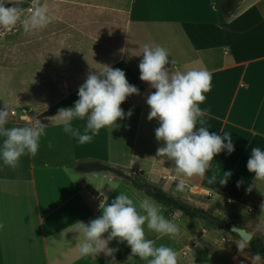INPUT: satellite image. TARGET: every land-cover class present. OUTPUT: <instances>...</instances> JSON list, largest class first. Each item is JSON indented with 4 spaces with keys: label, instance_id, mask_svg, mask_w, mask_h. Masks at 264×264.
<instances>
[{
    "label": "crops",
    "instance_id": "0c3cea01",
    "mask_svg": "<svg viewBox=\"0 0 264 264\" xmlns=\"http://www.w3.org/2000/svg\"><path fill=\"white\" fill-rule=\"evenodd\" d=\"M219 1L42 0L56 18L43 29L22 27L21 48L0 49L7 56L21 55L26 72L20 76L14 68L7 78L0 71V109L9 111L5 127L31 126L37 119L48 125L35 155L21 156L15 168L0 163V264H110L111 257L103 252L81 257L75 247L78 234L61 232L76 221L96 219L101 203H110L121 192L134 201L145 195L114 175L77 172L78 165L88 162L139 173L195 208L207 210L204 201L216 203L222 211L219 220L225 217L264 245V179H255L246 167L252 147L264 150V0H237L228 18L219 12ZM155 44L168 50L173 63L166 67L172 71L206 69L212 74L211 90L200 107L209 110V131L231 133L235 146L231 155L214 157L204 178H187L183 192L175 191L182 177L171 171L172 162L156 158L163 142L155 137L159 123L147 119L146 104L155 89L139 79L143 47ZM104 65L123 70L129 84L138 88L139 95L120 105L133 115L79 144L50 117L73 106L89 72H103ZM85 122L73 121V126L82 130ZM213 171L218 178L223 171L232 176L224 186L208 184ZM238 180L244 181L239 188ZM163 208L164 215L170 212ZM172 221L179 228L173 238L145 228L146 238L182 253L188 264H250L252 255L247 245L239 247L237 236L211 241L203 235L201 243L192 219L181 215ZM108 247L119 249L114 264L142 262L138 257L128 260L126 242L114 239Z\"/></svg>",
    "mask_w": 264,
    "mask_h": 264
},
{
    "label": "clouds",
    "instance_id": "9594fccd",
    "mask_svg": "<svg viewBox=\"0 0 264 264\" xmlns=\"http://www.w3.org/2000/svg\"><path fill=\"white\" fill-rule=\"evenodd\" d=\"M55 18L48 4L42 0H32L27 9L12 4L11 0H0V27L19 23L25 31H35L45 28ZM142 55L143 59L138 65L139 79L155 89L146 98L150 108L147 119L158 120L155 137L163 142L156 150V158L166 157L172 162L171 171L182 177L175 191L183 192L187 187V178H204L214 157L221 152L231 155L235 146L231 133L219 135L210 132L207 127L209 110L201 109L200 104L206 99L205 93L211 90L212 74L208 70L172 71L166 67L173 63L169 60V52L159 44L144 45ZM103 67V72H89L78 89V99L73 106L60 108L55 116L50 117L79 144L91 142L102 128L116 125L117 120L133 115L132 109L125 112L120 105L127 97L139 95L138 88L129 84L123 70L108 65ZM8 117L9 111L5 107L0 109V137L4 138L0 142V163L15 168L21 156L37 153L48 125L37 119L31 126L6 128ZM77 120L86 121L82 130L73 126V121ZM246 167L255 179H264V150L252 147ZM231 176L230 171H223V176L218 178L213 171L207 182L213 185L218 182L224 186ZM243 183V180H238L237 188ZM252 188L253 184L247 191L250 192ZM104 199L108 200L107 197ZM162 208L147 195L134 201L130 195L121 192L110 203H101L99 217L87 224L76 221L61 235L78 234L75 247L81 257L103 252L106 257H111L110 264H114L117 262L114 253L119 249L108 245L116 239L118 243L126 242L131 249L128 260L138 257L146 260L147 264H177V253L173 248L157 246L154 240L145 235V228L169 238L178 233L177 224L165 217ZM261 208L264 211V205ZM105 233L108 234L107 238H104ZM250 239L243 240L239 247H245ZM249 262L264 264V256L258 251L249 257Z\"/></svg>",
    "mask_w": 264,
    "mask_h": 264
},
{
    "label": "trees",
    "instance_id": "16d2710c",
    "mask_svg": "<svg viewBox=\"0 0 264 264\" xmlns=\"http://www.w3.org/2000/svg\"><path fill=\"white\" fill-rule=\"evenodd\" d=\"M236 1L237 0L219 1L218 10L223 16V18H228L232 15ZM11 3H13V0H11ZM76 170L79 173L104 172L114 175L124 181L132 189L141 192L144 195L152 197L157 204L162 205L163 207L171 210V212L175 211V213H178L185 218L205 220L209 223H215V226L217 228L221 229L223 232L231 236L236 237L234 233H231L226 228L231 223L230 221L219 220L218 218L213 217L205 210L201 208H195L165 193L160 188L152 185L151 183L143 179L141 175H139V173L126 172L120 168L111 167L99 162H88L80 164L77 166ZM85 190L88 191L93 197H98L97 192L93 191L92 189L86 187ZM233 201L242 204L238 200ZM169 214H165V217H170ZM247 249L251 255H254L259 251V253L264 256V245L258 239H251L250 242L247 244Z\"/></svg>",
    "mask_w": 264,
    "mask_h": 264
},
{
    "label": "rangeland",
    "instance_id": "374dc122",
    "mask_svg": "<svg viewBox=\"0 0 264 264\" xmlns=\"http://www.w3.org/2000/svg\"><path fill=\"white\" fill-rule=\"evenodd\" d=\"M32 0H13L14 5L27 9L30 7ZM22 25L17 23L14 26H7V27H0V49H7V48H21L22 47ZM17 36V37H16ZM16 37V38H13ZM0 53V71L3 72L4 77H9L10 72L13 71L12 69L17 68L18 69V74L21 76V74H26L25 71L22 70L23 62H22V56L21 55H16V56H11V55H5L3 51ZM6 80V78H4ZM2 89V88H1ZM1 89H0V96H1ZM41 92V88L39 89ZM38 91V92H39ZM38 92L31 91V94H37ZM156 178V177H155ZM155 181V179H154ZM177 198L176 196H173ZM208 202L207 204V210L209 211L208 213L211 214L213 217H216L219 219L221 211V206L218 204H211L209 201H204ZM227 208V206H226ZM164 208H162L163 212ZM170 212H166L165 214H169L170 217L168 219L174 220L177 219L178 217L181 218V215L176 213L175 216H173V212L169 210ZM222 216V215H221ZM224 221H229L226 220L225 217L223 218ZM193 223L195 225L199 226L198 231L200 233V236L197 238L199 242H203V235H206L205 237L207 239H210L213 241V239H217L218 241L221 240V236L228 235L229 238H226L227 240L232 239V236L223 232L221 229L217 228L215 226V223H209L205 220H195L192 219ZM242 224H245L242 222ZM226 227V226H224ZM204 238V239H206ZM207 249V248H206ZM208 250V249H207ZM186 253L188 251H185ZM141 264H147L146 260H142ZM177 264H188L187 260H185V256L182 253H177Z\"/></svg>",
    "mask_w": 264,
    "mask_h": 264
},
{
    "label": "water",
    "instance_id": "95a60500",
    "mask_svg": "<svg viewBox=\"0 0 264 264\" xmlns=\"http://www.w3.org/2000/svg\"><path fill=\"white\" fill-rule=\"evenodd\" d=\"M231 233H234L241 241L243 240H248V239H252V235L247 232L245 229L243 228H239L237 227L235 224L230 223L227 227H226ZM250 239V240H251ZM249 240V242H250Z\"/></svg>",
    "mask_w": 264,
    "mask_h": 264
}]
</instances>
